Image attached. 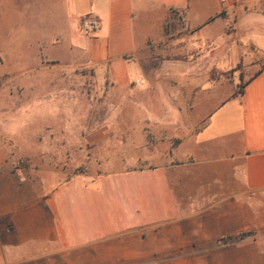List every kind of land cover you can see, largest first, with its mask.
<instances>
[{"label":"crops","instance_id":"1","mask_svg":"<svg viewBox=\"0 0 264 264\" xmlns=\"http://www.w3.org/2000/svg\"><path fill=\"white\" fill-rule=\"evenodd\" d=\"M59 1L70 30L56 34L53 46L60 36L59 45L79 66L117 89L143 83L151 94L145 101L150 120L173 113L172 106L192 105L193 120L204 125L160 154L146 141L149 153L137 159L144 165L89 177L90 183L0 164V264H180L154 255L184 242H154L142 234L185 238L192 231L211 243L222 234L261 231L264 70L249 77L238 96L223 92L211 73L264 56V0ZM82 1L88 6L80 12ZM82 17L98 22L94 34L82 33ZM219 21L225 23L216 40L209 31ZM169 26L189 30L208 49L190 64L166 59L144 65L142 59L152 58L169 37ZM199 217L208 218V231L195 224Z\"/></svg>","mask_w":264,"mask_h":264},{"label":"rangeland","instance_id":"2","mask_svg":"<svg viewBox=\"0 0 264 264\" xmlns=\"http://www.w3.org/2000/svg\"><path fill=\"white\" fill-rule=\"evenodd\" d=\"M87 6L82 1L77 10ZM64 11L59 0H0V164L63 172L67 180L79 177L90 183L101 174L137 169L144 165L137 159L150 150L160 154L201 130L204 124L193 120L192 105L172 106L173 113L150 120L145 101L151 94L143 83L137 89H117L100 73L79 66L66 45H59L60 36L53 46L56 34L65 37L70 30ZM88 18L94 20L82 17L79 25ZM224 23L217 22L209 35L221 39ZM168 34L153 49L152 58L142 59L144 65L166 59L190 64L208 49L187 29L169 26ZM260 69L264 70V56L243 59L225 71L217 69L211 77L218 84L222 81L223 92L236 94ZM205 220L195 219L200 231L209 230ZM186 224L194 230L193 222ZM242 234L246 236L241 239ZM167 236L163 239L157 230L142 234L154 242H184L181 248L154 255L178 258L180 264H264V228L234 234L233 241L222 234L211 243L192 231L185 238L171 232Z\"/></svg>","mask_w":264,"mask_h":264},{"label":"built area","instance_id":"3","mask_svg":"<svg viewBox=\"0 0 264 264\" xmlns=\"http://www.w3.org/2000/svg\"><path fill=\"white\" fill-rule=\"evenodd\" d=\"M98 27V22L89 18L85 19L80 25V29L85 35L94 34L98 30Z\"/></svg>","mask_w":264,"mask_h":264},{"label":"trees","instance_id":"4","mask_svg":"<svg viewBox=\"0 0 264 264\" xmlns=\"http://www.w3.org/2000/svg\"><path fill=\"white\" fill-rule=\"evenodd\" d=\"M240 81H242V76H240ZM243 90H244V85L240 86V90L234 94V96H238V95H243ZM246 235L245 234H242L240 235L239 237L242 239L244 238ZM235 238H233L232 236L227 238V241H233Z\"/></svg>","mask_w":264,"mask_h":264}]
</instances>
